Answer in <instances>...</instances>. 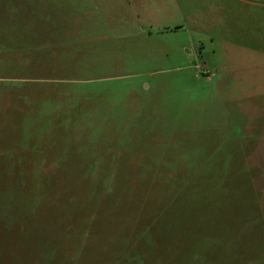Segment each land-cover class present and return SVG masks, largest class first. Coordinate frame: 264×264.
<instances>
[{
  "label": "rangeland",
  "instance_id": "374dc122",
  "mask_svg": "<svg viewBox=\"0 0 264 264\" xmlns=\"http://www.w3.org/2000/svg\"><path fill=\"white\" fill-rule=\"evenodd\" d=\"M214 2L0 0V264H264V36Z\"/></svg>",
  "mask_w": 264,
  "mask_h": 264
},
{
  "label": "crops",
  "instance_id": "0c3cea01",
  "mask_svg": "<svg viewBox=\"0 0 264 264\" xmlns=\"http://www.w3.org/2000/svg\"><path fill=\"white\" fill-rule=\"evenodd\" d=\"M226 1L230 2L232 0ZM236 1L239 4L230 6V8H223L222 0H215L209 8L210 13L212 9L217 13L214 27L217 26L219 29L228 31V35L234 37V40L240 38V40L245 41V38H249L254 45L262 43L264 36V0Z\"/></svg>",
  "mask_w": 264,
  "mask_h": 264
},
{
  "label": "trees",
  "instance_id": "16d2710c",
  "mask_svg": "<svg viewBox=\"0 0 264 264\" xmlns=\"http://www.w3.org/2000/svg\"><path fill=\"white\" fill-rule=\"evenodd\" d=\"M12 228V230H9V228H7L4 223L0 222V235L4 237L8 241V243L10 242L15 246L22 244L27 253H35L38 249V244L35 242V240L32 239L29 231L27 229L21 231V228L17 225L13 226ZM49 251L55 252V247L51 246L49 248ZM56 254V256H58L57 252Z\"/></svg>",
  "mask_w": 264,
  "mask_h": 264
}]
</instances>
